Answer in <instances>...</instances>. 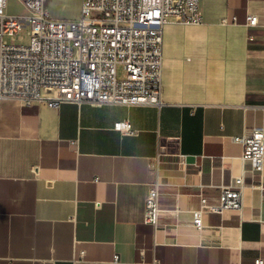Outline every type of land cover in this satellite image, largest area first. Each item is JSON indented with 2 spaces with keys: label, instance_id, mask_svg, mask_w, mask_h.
I'll return each instance as SVG.
<instances>
[{
  "label": "crops",
  "instance_id": "crops-1",
  "mask_svg": "<svg viewBox=\"0 0 264 264\" xmlns=\"http://www.w3.org/2000/svg\"><path fill=\"white\" fill-rule=\"evenodd\" d=\"M44 2L53 19L80 17L82 0ZM200 12L201 25L165 27L160 107L0 100V264L264 260V171L231 140L264 128V0H202ZM240 177L242 209L205 214L198 230L200 196L217 202ZM157 182L155 229L144 213Z\"/></svg>",
  "mask_w": 264,
  "mask_h": 264
},
{
  "label": "built area",
  "instance_id": "built-area-1",
  "mask_svg": "<svg viewBox=\"0 0 264 264\" xmlns=\"http://www.w3.org/2000/svg\"><path fill=\"white\" fill-rule=\"evenodd\" d=\"M21 1L28 15H8V0H0V100L25 104L160 107L165 27L172 21L185 26L203 23L202 0H82L76 20L53 19L44 0ZM248 22L256 27L258 17L249 16ZM119 66L125 79L118 78ZM114 130L136 133L129 122L116 123ZM231 140L243 147L249 172L262 174L264 128ZM159 149L163 152L166 146L160 144ZM160 187L152 184L145 200L144 223L155 229L162 216ZM243 191L240 177L221 188L217 202L201 195L193 225L203 230L205 214L241 210ZM114 261L118 263L119 256ZM255 264L264 260L258 258Z\"/></svg>",
  "mask_w": 264,
  "mask_h": 264
},
{
  "label": "rangeland",
  "instance_id": "rangeland-1",
  "mask_svg": "<svg viewBox=\"0 0 264 264\" xmlns=\"http://www.w3.org/2000/svg\"><path fill=\"white\" fill-rule=\"evenodd\" d=\"M11 13L17 14V16L28 15V11L26 10V8L23 5V2L21 0H8L7 14L11 15ZM25 34H26V32H25ZM24 44L25 45L29 44L28 38H26V40L24 41ZM117 73H118L119 79H125L127 77V74L124 71L122 66H119L117 68Z\"/></svg>",
  "mask_w": 264,
  "mask_h": 264
}]
</instances>
